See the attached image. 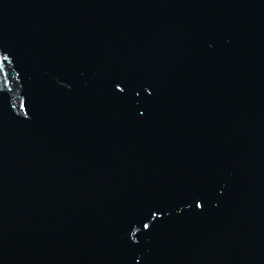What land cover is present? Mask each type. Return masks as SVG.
Returning <instances> with one entry per match:
<instances>
[{
    "label": "water",
    "instance_id": "95a60500",
    "mask_svg": "<svg viewBox=\"0 0 264 264\" xmlns=\"http://www.w3.org/2000/svg\"><path fill=\"white\" fill-rule=\"evenodd\" d=\"M0 264H264V0H0Z\"/></svg>",
    "mask_w": 264,
    "mask_h": 264
}]
</instances>
